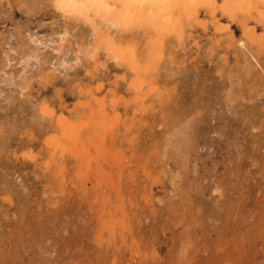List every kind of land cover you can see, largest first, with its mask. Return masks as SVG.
<instances>
[{
    "label": "rangeland",
    "instance_id": "obj_1",
    "mask_svg": "<svg viewBox=\"0 0 264 264\" xmlns=\"http://www.w3.org/2000/svg\"><path fill=\"white\" fill-rule=\"evenodd\" d=\"M69 26L0 0V264H264V25Z\"/></svg>",
    "mask_w": 264,
    "mask_h": 264
},
{
    "label": "bare ground",
    "instance_id": "obj_2",
    "mask_svg": "<svg viewBox=\"0 0 264 264\" xmlns=\"http://www.w3.org/2000/svg\"><path fill=\"white\" fill-rule=\"evenodd\" d=\"M221 1L218 9L216 0H51L73 29L84 23L96 36L100 32L107 36L110 29L118 33L119 43L108 47L109 54L116 59L123 55L125 38H135L138 32L156 36L162 47L169 46V36L182 35L186 26L197 21L202 9H207L211 16L221 10L237 24L244 25L256 18L264 25V0ZM94 47L99 48L97 44Z\"/></svg>",
    "mask_w": 264,
    "mask_h": 264
}]
</instances>
